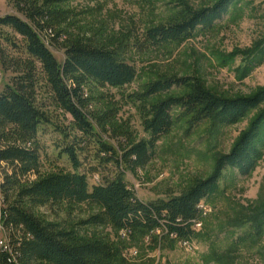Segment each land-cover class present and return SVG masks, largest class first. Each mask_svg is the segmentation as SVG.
Returning a JSON list of instances; mask_svg holds the SVG:
<instances>
[{"label":"trees","instance_id":"16d2710c","mask_svg":"<svg viewBox=\"0 0 264 264\" xmlns=\"http://www.w3.org/2000/svg\"><path fill=\"white\" fill-rule=\"evenodd\" d=\"M70 1L17 0L25 20L15 15L0 18V28L24 43L21 46L7 33L5 41L16 55L0 49L4 69L15 74L0 93L1 218L12 251L0 248V264H131L112 244L81 241L73 230L44 222L36 214L39 208L62 204L97 207L99 212L83 221L84 226L110 224L130 235H151L155 242L156 232L162 238L190 241L194 221L202 218L200 204L219 192L225 171L248 176L262 157L264 116L251 124L228 154L218 157L207 179L179 196L139 200L125 180L126 173L149 164L157 142L178 120L188 119L187 135L206 122L235 125L264 103V91L253 97L224 98L195 77L160 78L126 97L150 136L138 140L129 123H119L120 107L111 103L106 110L95 109L90 90L123 88L135 81L137 70L115 49L68 32L76 18L64 8ZM241 1L218 0L199 11L184 6L173 22L145 32L140 51L191 39L197 30L211 29ZM55 44L64 51L62 63L50 49ZM50 106L72 119L68 127L55 126L60 137L56 146L68 158L70 170L42 168L40 134L52 124ZM174 110L180 112L176 119ZM94 175L100 180L90 186L89 177Z\"/></svg>","mask_w":264,"mask_h":264},{"label":"rangeland","instance_id":"374dc122","mask_svg":"<svg viewBox=\"0 0 264 264\" xmlns=\"http://www.w3.org/2000/svg\"><path fill=\"white\" fill-rule=\"evenodd\" d=\"M41 1V0H40ZM218 0H72L64 8L76 16L68 32L115 49L134 65L135 81L123 88L93 87L95 109L106 110L111 103L120 107L119 123L127 122L138 140H148L137 108L126 97L140 93L160 78H198L204 87L224 98L253 97L264 91V0H242L209 30L199 29L191 39L140 51L145 32L173 22L184 6L199 11ZM19 13L17 0H0V18ZM0 49L11 55L0 28ZM14 39L23 46L22 38ZM47 42V41H46ZM49 43V42H47ZM51 51L62 63L64 51L57 44ZM0 54V93L15 74L4 69ZM46 99V95L41 96ZM48 103V102H47ZM51 126L40 134L44 145L41 162L44 172L70 170L71 165L56 146L60 137L55 126L68 127L71 117L49 107ZM179 110L172 112L174 119ZM264 116V103L239 123L215 126L200 124L187 135L188 119L178 120L168 135L156 144L155 154L143 170L128 171L125 180L136 197L147 203L179 196L214 172L216 161L228 154L240 137L258 118ZM264 133V125L262 131ZM89 177L90 186L99 181ZM206 215L189 245L175 238L155 242L151 235L123 236L110 224L84 226L82 222L99 209L87 204L43 207L36 214L44 221L73 230L81 241L104 240L116 247L131 264H264V148L262 157L248 176L226 170L219 192L204 203ZM261 226L259 234L256 233ZM5 239V231H1Z\"/></svg>","mask_w":264,"mask_h":264},{"label":"built area","instance_id":"2783aa9c","mask_svg":"<svg viewBox=\"0 0 264 264\" xmlns=\"http://www.w3.org/2000/svg\"><path fill=\"white\" fill-rule=\"evenodd\" d=\"M200 210H201L202 216L206 215V213L208 212L207 209L205 208L204 203L200 204ZM1 212H2V200L0 199V218H1ZM201 224L202 223L200 222V220L194 221V229L196 230L198 227H201ZM122 234H123V236H126L128 234V232L127 231H122ZM183 244L189 245L190 242L189 241H183ZM0 248H6L7 251L12 254V251L9 250V247H5L2 244V241H1V227H0ZM12 259H13L14 262H16V258H15L14 255H12Z\"/></svg>","mask_w":264,"mask_h":264},{"label":"bare ground","instance_id":"6f19581e","mask_svg":"<svg viewBox=\"0 0 264 264\" xmlns=\"http://www.w3.org/2000/svg\"><path fill=\"white\" fill-rule=\"evenodd\" d=\"M0 227H1V231L4 230V228L2 226V218H0ZM1 241H2L3 246L9 247L8 240H7V237L6 236H5V239H1ZM3 249L4 250H7L6 248H3Z\"/></svg>","mask_w":264,"mask_h":264}]
</instances>
